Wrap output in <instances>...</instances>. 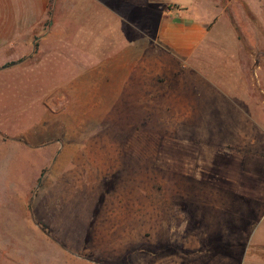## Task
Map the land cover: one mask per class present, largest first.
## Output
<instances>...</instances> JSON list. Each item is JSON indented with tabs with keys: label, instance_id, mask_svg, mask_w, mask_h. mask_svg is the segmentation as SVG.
Here are the masks:
<instances>
[{
	"label": "rangeland",
	"instance_id": "rangeland-1",
	"mask_svg": "<svg viewBox=\"0 0 264 264\" xmlns=\"http://www.w3.org/2000/svg\"><path fill=\"white\" fill-rule=\"evenodd\" d=\"M48 10L0 48V264H264V0Z\"/></svg>",
	"mask_w": 264,
	"mask_h": 264
},
{
	"label": "crops",
	"instance_id": "crops-1",
	"mask_svg": "<svg viewBox=\"0 0 264 264\" xmlns=\"http://www.w3.org/2000/svg\"><path fill=\"white\" fill-rule=\"evenodd\" d=\"M50 1L0 0V48L13 46L7 50L10 52L14 51L16 47H19L18 51L21 47H30L35 44L36 40L34 41L32 35L35 29L45 21ZM159 22L160 40L178 54L190 52L205 36L203 28L196 24L190 23L183 30L174 25L171 17L162 16ZM61 47L63 51L62 41ZM198 107L206 109V105L201 103L196 105V108Z\"/></svg>",
	"mask_w": 264,
	"mask_h": 264
},
{
	"label": "trees",
	"instance_id": "trees-1",
	"mask_svg": "<svg viewBox=\"0 0 264 264\" xmlns=\"http://www.w3.org/2000/svg\"><path fill=\"white\" fill-rule=\"evenodd\" d=\"M48 12L50 13V11L48 10ZM35 45H36V43H35Z\"/></svg>",
	"mask_w": 264,
	"mask_h": 264
}]
</instances>
